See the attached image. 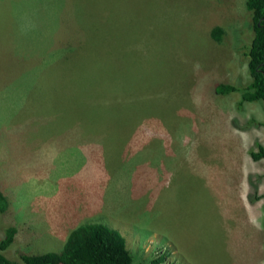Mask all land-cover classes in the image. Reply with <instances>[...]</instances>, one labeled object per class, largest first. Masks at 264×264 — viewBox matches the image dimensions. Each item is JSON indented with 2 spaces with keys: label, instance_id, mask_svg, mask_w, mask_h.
<instances>
[{
  "label": "rangeland",
  "instance_id": "obj_1",
  "mask_svg": "<svg viewBox=\"0 0 264 264\" xmlns=\"http://www.w3.org/2000/svg\"><path fill=\"white\" fill-rule=\"evenodd\" d=\"M70 1L100 25L99 35L88 29L79 53L65 46L69 36L54 39L62 2L0 0L21 32L15 54L0 39V190L8 201L0 239L16 230L4 255L19 262L20 253L61 251L77 224L103 218L125 238L133 264H264V198L256 201L264 195V160L248 154L255 142L264 146V104L238 109L239 93L218 96L212 88L251 81L246 0ZM216 26L221 43L210 38ZM93 35L98 40L88 44ZM107 54L112 67L102 70L96 62ZM20 56L31 69L23 71ZM55 61L40 97L37 79ZM113 71L127 81L103 135L83 141L86 131L67 126L51 133L52 112L77 91L106 84L116 95ZM133 118L131 136L123 129ZM74 135L77 145H68Z\"/></svg>",
  "mask_w": 264,
  "mask_h": 264
},
{
  "label": "trees",
  "instance_id": "obj_2",
  "mask_svg": "<svg viewBox=\"0 0 264 264\" xmlns=\"http://www.w3.org/2000/svg\"><path fill=\"white\" fill-rule=\"evenodd\" d=\"M27 1L31 2L38 0ZM57 2H62L61 10L57 18L59 26L62 25V27L58 29L54 39L61 35L69 36L71 40L69 39L65 46L69 49L73 46L79 53L81 48H86L83 45V39L85 35L88 34V29L99 35L100 25L96 26L94 23H91L92 20L85 15L86 8L83 5L75 4L74 6L70 0H57ZM72 6H74L75 9ZM245 8L251 17L253 30V35L250 38L249 44L246 48L243 47L245 51L244 55L247 57V69L251 81L246 86L219 82H214L212 85L214 93L218 96L239 93V100L237 102L238 109L244 103L258 102L264 104V0H246ZM50 10L55 13L54 7H51ZM0 19L2 21L0 23V39L3 38L8 40L7 54H15L12 43L17 41L21 32L18 31L16 27L9 7L4 3H0ZM223 36L224 32L219 26L214 27L210 33V38L215 43H221ZM86 38L87 36L85 39ZM96 40H98L97 36L93 35L88 44ZM52 41L53 39L48 41V46ZM49 51H53L54 53L58 52L55 40L54 44L49 48ZM20 58L24 61L23 71L31 69L28 58L24 56H20ZM66 60L72 61V56L66 57ZM35 62H40V58L36 57ZM111 62V56L107 54L103 62L97 61L96 63L103 65L104 67H101L103 70L105 68H111ZM55 64L56 61L51 66L47 67L49 69L45 68L37 79L41 84L38 92L40 97L44 88L50 86L49 80L51 78V73L48 71H50L51 68L55 69ZM125 75L128 76V74ZM113 76L117 80L115 88L116 95L108 89L106 84L105 89L100 88L98 85L94 86L93 89L83 85L81 88H88L89 92L82 91V89L79 90V92L77 91L78 96L79 94L82 95L81 99L78 100V96L76 95L73 101L67 106L57 108L55 112H52L53 114L50 116L49 121L54 120L57 129L55 132H51L49 128V132L60 133L63 127L67 126L73 129L74 133L79 132L80 129L86 131V136H84L83 141L86 140L85 138L102 136L110 107L114 106L120 110V105L115 98L117 99L119 93L124 91L120 90L118 85L121 81H127V77H120L119 74L114 71ZM141 77V74L137 75L135 77V82L139 81ZM76 90L77 88L73 86L72 91L75 92ZM107 91L109 92L106 93ZM144 91L145 88L142 90L137 89V96L146 95ZM51 96H54L53 92H51ZM50 101V98H46V103L44 105H49ZM125 102L128 104L132 102V99H127ZM142 105L145 106L147 110L152 106L145 98L142 100ZM249 124L254 127H262V124L254 118L249 120ZM133 126L134 118L123 131L132 136ZM146 129L148 130L149 127H146ZM70 139L72 142L68 145H77L74 144L79 139L76 135H74V138L70 136ZM7 144V148H9L13 144V141L7 140ZM77 149L80 150L79 147ZM248 154L253 161L264 160V146L255 142L254 146L248 150ZM261 198H264V195L257 196L256 201ZM138 201L144 202L142 199ZM7 205L8 201L0 190V212H3ZM15 234V228L9 227L4 230V236L0 239V264H133V257L126 247L125 238L117 229L107 226L103 218L84 220L77 224L66 237L61 251L45 252L42 254L20 253L19 262L11 260L4 255V252L13 244ZM161 259L162 258H160V260Z\"/></svg>",
  "mask_w": 264,
  "mask_h": 264
}]
</instances>
